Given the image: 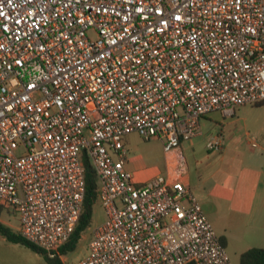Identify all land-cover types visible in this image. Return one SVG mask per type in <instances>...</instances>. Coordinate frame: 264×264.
<instances>
[{
    "label": "built area",
    "instance_id": "1",
    "mask_svg": "<svg viewBox=\"0 0 264 264\" xmlns=\"http://www.w3.org/2000/svg\"><path fill=\"white\" fill-rule=\"evenodd\" d=\"M260 102L264 0H0V206L62 260L86 156L105 220L63 264H232L179 149L206 114ZM130 133L161 140L164 174L134 179Z\"/></svg>",
    "mask_w": 264,
    "mask_h": 264
},
{
    "label": "crops",
    "instance_id": "2",
    "mask_svg": "<svg viewBox=\"0 0 264 264\" xmlns=\"http://www.w3.org/2000/svg\"><path fill=\"white\" fill-rule=\"evenodd\" d=\"M245 108L236 107L230 115L220 111L206 114L200 119L202 134L179 149L185 161L181 181L218 231L224 247L233 249L238 258L250 247L264 248V132L256 121L247 122ZM238 128L246 131V145L251 147L247 153L237 151ZM215 136L222 140L218 156L197 157L196 146ZM125 167L136 181L154 177L137 168L131 158Z\"/></svg>",
    "mask_w": 264,
    "mask_h": 264
},
{
    "label": "rangeland",
    "instance_id": "3",
    "mask_svg": "<svg viewBox=\"0 0 264 264\" xmlns=\"http://www.w3.org/2000/svg\"><path fill=\"white\" fill-rule=\"evenodd\" d=\"M90 36H93L90 33ZM244 116L247 118V122L256 121L262 126L264 132V102L255 104H246ZM249 126V125H248ZM246 131L242 128H238V148L239 153H247L250 146L246 145ZM249 133V132H248ZM253 133V132H252ZM215 134V133H214ZM252 135V134H251ZM250 137V134L247 135ZM190 141H195L194 138ZM189 141V142H190ZM124 142L128 151L127 158H131L132 162L137 168L143 169L145 172L152 173L154 176L157 174L165 173V156L162 150V142L158 138L145 139L137 133H130L124 137ZM206 141L200 142L196 146L198 151L197 157L209 154L214 157L218 156L219 151L210 153L205 149ZM257 150V148H256ZM184 155L188 156V151L184 149ZM210 156V158H211ZM189 160V159H188ZM105 220L104 209L102 208L99 200H97L92 208L91 221L88 227L83 231L81 237L74 250L61 254V258L64 263H70L84 257L88 250V243L92 238L95 229L102 224ZM1 221L17 231L18 219L15 214L3 209L1 213ZM214 229V228H213ZM216 234L218 231H215ZM218 235V234H217ZM226 249V248H225ZM226 252L230 258L232 264H239V256H237L233 249H226ZM0 264H46L43 256L29 249L28 247L11 243L6 241L0 235Z\"/></svg>",
    "mask_w": 264,
    "mask_h": 264
},
{
    "label": "trees",
    "instance_id": "4",
    "mask_svg": "<svg viewBox=\"0 0 264 264\" xmlns=\"http://www.w3.org/2000/svg\"><path fill=\"white\" fill-rule=\"evenodd\" d=\"M84 180H85V193L82 204V211L79 220L71 233L67 242L59 248L60 254H66L75 249L81 234L88 227L91 221L92 208L97 198V176L95 170L86 156H84ZM3 207L0 206V235L8 242L21 244L32 251L39 253L43 256L46 264H63L58 256L49 257L47 253L41 248L28 242L17 231L13 230L1 221V213ZM187 264H194L193 262ZM239 264H264V248L250 247L241 253Z\"/></svg>",
    "mask_w": 264,
    "mask_h": 264
}]
</instances>
